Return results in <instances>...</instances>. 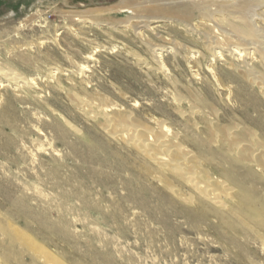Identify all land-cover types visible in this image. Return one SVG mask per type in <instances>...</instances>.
Instances as JSON below:
<instances>
[{
    "label": "rangeland",
    "instance_id": "rangeland-1",
    "mask_svg": "<svg viewBox=\"0 0 264 264\" xmlns=\"http://www.w3.org/2000/svg\"><path fill=\"white\" fill-rule=\"evenodd\" d=\"M119 1L0 0V65L11 61L43 89L38 98L7 83L0 87V264H44L33 246L43 247L59 264H264L258 237L264 229L232 216L237 195L219 208L170 175L178 196L173 194L152 163L108 132L102 117L94 119L74 105L73 95L109 106L114 123L128 115L143 130L156 132L165 124L200 158V167L214 174L227 163L218 157L221 144L209 140L208 123L214 122L215 133L239 124L264 140V97L237 78L230 64L212 63L203 42L180 27L160 23L156 33H146L151 44L169 37L190 52L206 53L201 65L175 62L165 53L173 86L161 74L140 70L135 54L151 56L133 32L105 25L87 29L62 12L101 10ZM81 2L87 7H78ZM255 9L264 23V5ZM46 37L44 45H35ZM94 45L101 47L88 61ZM21 53L31 58L28 66ZM81 64L89 70L79 76ZM54 66L68 74L59 75L63 89L46 76ZM194 91L203 97L196 113L175 97ZM201 151L215 157L209 160ZM246 185L255 188V197L264 195L262 181ZM232 186L237 193V183ZM3 227L21 240H11Z\"/></svg>",
    "mask_w": 264,
    "mask_h": 264
},
{
    "label": "bare ground",
    "instance_id": "bare-ground-1",
    "mask_svg": "<svg viewBox=\"0 0 264 264\" xmlns=\"http://www.w3.org/2000/svg\"><path fill=\"white\" fill-rule=\"evenodd\" d=\"M259 4L264 5V0H121L101 10L98 9L100 6H97V9L74 7L62 12L66 19L80 21L87 29L105 25L120 32H126V30L133 32L143 44L145 43L151 56L148 60L135 54L134 58L140 70H146L147 75L150 76L161 74L173 86L177 82L165 66L163 58L165 53L172 55L175 62L182 60L198 65L203 64L207 58L206 53L199 50L190 52L185 45H176V42L169 37H162V44H151L147 41L146 33H156L160 23L176 25L192 38L203 42L210 56L214 58L212 63L225 61L230 64L237 78L257 88L264 97V23L261 14L255 9ZM77 6L87 7L82 2ZM196 18H200L199 23L194 21ZM73 25L68 28L75 32L74 36L77 37L79 32ZM53 38V42H57L58 37ZM46 39L50 38L41 39L35 45L38 47L44 45ZM95 47L96 49L87 56L88 61L94 60L101 46L94 45L93 48ZM18 56L23 64L28 66L31 63L28 55L21 53ZM35 67L38 66L35 65ZM78 67L80 74L73 71L74 75L75 73L79 76L85 75L84 73L89 70L86 64ZM61 73H64L62 67L54 66L49 68L46 76L53 80L51 81L54 82L55 87L63 89L64 86L59 78ZM214 77H216L215 74ZM5 83L24 96L35 95L42 98L43 89H40L38 82L13 65L11 61L0 65V87H5ZM38 89L41 91L38 92ZM175 97L179 105L187 103L192 113L200 111L196 102L203 100L201 92L194 91L190 96L176 92ZM72 100L85 115L91 114L94 119L102 117L104 122H107L104 125L105 128L114 138L123 139L135 148L145 161L152 163L173 194L178 196L173 184L169 182L170 175L183 181L219 208H226L229 203L235 201L237 195V200L231 208L232 216L240 222L246 224L250 221L264 229V195L260 198L255 197L253 194L255 188L246 185V182L250 181H262L264 185V140H261L257 133L242 128L239 124L221 126L215 133L217 129L214 128V122L208 123L209 140H217L221 144L218 157L227 163V166L219 169L218 174H214L208 171L209 169L203 170L204 168L200 167V158L181 142L178 133L171 132L165 124H161L156 132L149 129V131L143 130L139 128V125H135L128 115H125V121L114 123L113 116L109 113V106H98L74 95ZM123 125L125 128H121ZM201 153L204 154V151ZM210 153L206 152L204 155L212 160L215 156ZM238 171H243V175L240 176ZM233 182L238 185L237 193L232 186ZM191 200L192 198L188 197L186 201L191 202ZM3 231L11 240H21L14 229L3 227ZM258 237L264 244V234H258ZM30 250L44 264H59L55 261L53 254L43 247L33 246Z\"/></svg>",
    "mask_w": 264,
    "mask_h": 264
}]
</instances>
